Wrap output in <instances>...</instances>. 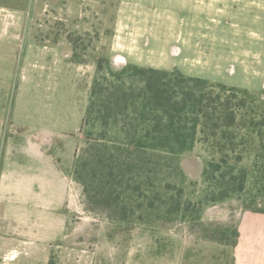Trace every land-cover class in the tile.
<instances>
[{
    "label": "rangeland",
    "instance_id": "374dc122",
    "mask_svg": "<svg viewBox=\"0 0 264 264\" xmlns=\"http://www.w3.org/2000/svg\"><path fill=\"white\" fill-rule=\"evenodd\" d=\"M0 7L22 22L20 40L0 56V170L37 167L51 177L50 195L59 191L51 166L70 178V240L53 245L49 264L227 262L226 250L199 231L234 228L243 212L236 200L205 207L193 226L126 230L85 211L71 170L92 130L80 127L99 64L178 71L264 98V0H0ZM191 153L207 163L201 145ZM186 165L195 186L185 190L197 201L202 184Z\"/></svg>",
    "mask_w": 264,
    "mask_h": 264
},
{
    "label": "trees",
    "instance_id": "16d2710c",
    "mask_svg": "<svg viewBox=\"0 0 264 264\" xmlns=\"http://www.w3.org/2000/svg\"><path fill=\"white\" fill-rule=\"evenodd\" d=\"M85 146L71 170L85 211L131 230L200 222L207 206L236 200L264 214V98L178 71L99 64L81 121ZM96 128L98 131L94 132ZM201 145L207 163L191 152ZM254 149L248 167L242 162ZM201 196L191 199L187 165ZM190 187L195 183H190ZM200 229L205 242L234 247V228Z\"/></svg>",
    "mask_w": 264,
    "mask_h": 264
},
{
    "label": "crops",
    "instance_id": "0c3cea01",
    "mask_svg": "<svg viewBox=\"0 0 264 264\" xmlns=\"http://www.w3.org/2000/svg\"><path fill=\"white\" fill-rule=\"evenodd\" d=\"M21 27L15 10L0 7V56L5 57L12 44L20 40ZM51 169L59 189L55 195L47 191L52 186L50 175L42 174L37 167L0 170V264H49L53 245L69 237L66 203L70 178ZM208 244L226 250L229 260L222 264H264V214L242 212L234 247ZM157 263L172 264L165 260Z\"/></svg>",
    "mask_w": 264,
    "mask_h": 264
}]
</instances>
